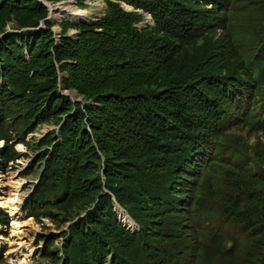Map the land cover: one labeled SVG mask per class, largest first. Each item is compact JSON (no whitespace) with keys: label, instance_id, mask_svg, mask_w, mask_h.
Instances as JSON below:
<instances>
[{"label":"rangeland","instance_id":"374dc122","mask_svg":"<svg viewBox=\"0 0 264 264\" xmlns=\"http://www.w3.org/2000/svg\"><path fill=\"white\" fill-rule=\"evenodd\" d=\"M42 1L50 7L39 3L46 10L45 15H23L26 22L41 18L36 25L20 26L9 9L0 23V44L5 45L10 34L17 36L12 52L18 60L13 63L9 53L0 52V91L6 94L0 109L9 115L2 117L0 122V155L6 146L12 147V154L11 151L7 154L8 161L1 164L0 195L3 197L5 191L15 190V206L20 214L19 226L15 229L13 217L0 208L4 209L0 212V264H191L197 234L194 225L199 221L197 217L191 218L182 209L181 202L173 198L172 191L183 183L177 178L179 169L169 161L170 151L181 154L184 148L181 142L188 136L182 135L183 140L180 136H170L160 142V147L150 150L147 143L143 145L137 139L141 136H134L129 143L140 144L146 151L142 155L147 161L142 162L127 151L123 139L113 143L117 132L110 137L111 144L98 141L95 130L100 125H96L94 121L98 119L89 114L95 108H101L100 100L105 94L123 98L125 93L132 92V85H127L124 79L129 69L145 74L141 91L155 88L159 83L163 71L153 70L162 66L161 55L150 46L153 20L148 14L120 4L126 12L137 15L128 19L126 32L135 33L145 42L135 54L137 60L130 64L125 58H118L117 51L107 44L101 29H80L81 25L91 26L102 20L106 15V2L114 0ZM236 1L247 5L246 9L251 12H262L259 3L262 0ZM78 2H82V8ZM65 6L81 12L80 19L75 22L66 17L62 19L61 8ZM210 22L215 25L207 29L206 37L196 41L184 59H187L185 70L175 78L181 82V92L190 95L206 85L208 91L204 88L203 92L218 102L214 92L222 85L215 78L227 73V64L233 61L235 49L228 32L220 28L221 20ZM117 24L115 20V29ZM203 26L206 27V23ZM229 30L239 34L235 25ZM116 31L122 35L126 33ZM40 32H50L54 41L51 53L55 78L51 81L47 79L48 74L29 71V49L21 41L22 37L38 36ZM84 32L98 35V40L80 39ZM253 34L243 33L245 37ZM62 39H71L75 45L70 47L67 58L58 62L56 52H62ZM79 41L84 43L78 44ZM212 64L218 66L215 72L210 70ZM178 65L176 62L170 70L175 71ZM38 84L45 88V100L35 97V89H31ZM49 98L51 107L48 109ZM56 98L62 103L55 106ZM259 100H264V88ZM149 101L150 110L146 113L162 124L170 122L167 115L155 107L154 100L153 103ZM106 106L112 110L109 100ZM211 108L218 109L219 105L214 104ZM257 110L264 116L263 106L258 105ZM181 111L185 122L194 123V137L189 135L190 139L194 142L205 140L202 145L209 147L213 136H204V129L195 123L190 110ZM217 111H222L215 119L219 122L224 114L221 108ZM76 115L83 118L81 132L72 123ZM164 129L170 134L175 132L172 127ZM214 134H225L236 145L237 152L240 148L246 159L254 161L253 164L264 165V137L261 134L252 133L246 126L239 127L238 124L231 130L223 129ZM112 144L121 149L126 147L114 155L103 149ZM165 144L172 147L169 149ZM131 169L134 171L130 172ZM178 192H181L180 188ZM40 198L45 199L43 205L35 206V200ZM218 216L212 217V223H205L204 228L213 231L220 227L223 233L205 237L199 248L204 250L208 264H232L223 261L215 253L217 250L212 249L213 243H221L229 236L230 223L216 219ZM235 232L237 235V228ZM248 240L250 244L251 238Z\"/></svg>","mask_w":264,"mask_h":264},{"label":"trees","instance_id":"16d2710c","mask_svg":"<svg viewBox=\"0 0 264 264\" xmlns=\"http://www.w3.org/2000/svg\"><path fill=\"white\" fill-rule=\"evenodd\" d=\"M81 1V0H79ZM115 2H106V15L98 23L91 26L81 25L83 31H92L101 29L102 35L108 40L110 46L117 51L118 58H125L130 64L136 60V52L144 46V40L137 37L135 33H128L127 21L129 18H136L133 12H126L121 8V3L148 14L154 22L153 39L150 46L161 55V67H156L153 71H163L155 88H146L141 91L140 88L145 82V74H141L135 69H129L125 73V83L132 85V92L125 93L124 97H118L115 94H105L104 99L100 100L101 108H95L90 111V115L98 119L94 121L100 125L95 130L98 141L111 144L110 137L113 134L117 137L113 140L123 139L127 144V151L139 161L145 162L147 159L142 153H146L140 144L129 142L135 137L144 145L148 144L147 149H156L160 147V142L166 141L170 136L187 135L188 138L181 143L189 153H195L196 157L191 161L185 160L179 167L180 173L191 187L190 196H180L179 200L185 202V212L189 216L197 218H206L221 207L224 202L225 209L235 219L233 222L240 225V238L234 237L231 241V247L226 248V242L213 243L212 249L226 263L232 264H264V165L253 164L243 154L242 150L225 136V134H214L223 129L231 130L235 124L242 123L241 127L246 126L250 132L261 134L264 137V116L260 115L257 107H264V100L259 102V98L264 88V0L261 4L262 12L256 13L246 9L247 5L236 0H114ZM260 1V0H257ZM0 23L4 21V13L9 9V13H14L20 26L36 25L38 19L26 22L23 15L31 17H40L46 14V10L39 5L36 0H0ZM82 8V2H78ZM211 6L209 9L207 7ZM245 7V8H243ZM234 18H242V21H235ZM213 19L221 20V29L228 32L235 54L233 61L227 64V73L215 78V81L222 85L217 87L218 91L214 96L218 102H214L211 96H207L203 91H208V87L202 86L200 91L192 92L190 95L181 92L180 85L175 78L185 70L184 60L189 56L194 44L199 39L207 36V29L215 25L210 22ZM117 21L118 28H114V21ZM206 23V27H204ZM233 25L238 27L239 34H234L229 30ZM67 24L64 25V28ZM116 30L125 31V35L117 33ZM254 32L255 34L245 37L243 33ZM17 36L13 33L6 39L5 45L0 44L1 53H9L10 61L17 63L13 54L14 40ZM98 35L91 32H84L80 39H96ZM51 33L40 32L38 36L28 35L22 37L21 41L28 47L31 62L29 71H40L47 75L48 81L54 79V67L52 65V53L54 41L51 40ZM84 43L79 41L78 44ZM75 45L71 39H62V52H56V59L61 62L67 58L70 47ZM164 46V47H163ZM132 51L129 54L128 51ZM7 57V55H5ZM179 62L175 71L170 68ZM189 70L195 71V68ZM210 70H218L216 64L210 66ZM28 71V73H29ZM37 72V73H36ZM209 73V72H207ZM35 79H36V75ZM205 88V90H204ZM34 90L35 97L46 99L45 88L39 84L31 88ZM143 96V98H141ZM6 94L0 91V106H2ZM138 98V99H136ZM156 98L158 100H156ZM112 105V110L106 106ZM154 100L157 109L164 112L170 122L162 124L158 119L148 112L149 104ZM156 100V101H155ZM42 101V100H41ZM55 106L62 103L60 98L54 99ZM48 109L51 107L50 98L46 102ZM219 105L218 109L223 110V117L217 122L215 119L222 111L211 108L212 105ZM190 110L195 116V123L204 129V136L212 135V141L209 147H205V140L194 142L190 139L194 137L192 121L185 122L183 111ZM115 111V112H113ZM9 116L7 112L0 109V122L2 117ZM245 118V119H244ZM80 120V122L78 121ZM245 120L246 122H243ZM83 118L74 116L73 125L81 132L83 130ZM102 123V124H99ZM231 124V125H229ZM218 125L219 127H214ZM165 127H172L175 132H165ZM144 128V130H142ZM121 132V134H120ZM124 136V137H123ZM2 140H5L3 136ZM190 141H192L190 143ZM232 144V145H229ZM125 146V147H126ZM168 147V144H165ZM90 147V145H89ZM88 147V148H89ZM109 152L117 155L118 151L124 150L119 146H105ZM110 147V148H108ZM206 150V151H202ZM12 154V147L6 146L3 154L0 155V171L2 163L8 161L7 154ZM172 155H169L171 158ZM195 159H199L198 166L189 164ZM134 171L131 169L130 172ZM130 175V174H128ZM128 180V178L125 176ZM183 194L185 186L179 187ZM175 193V192H174ZM231 199V200H229ZM186 207L188 208L186 210ZM1 220V217H0ZM118 223V222H116ZM115 223V224H116ZM204 233V232H203ZM248 238L251 243L248 244ZM199 243L196 241V247ZM198 248L195 258L199 261ZM203 256L206 254L203 250ZM208 264V263H204Z\"/></svg>","mask_w":264,"mask_h":264},{"label":"bare ground","instance_id":"6f19581e","mask_svg":"<svg viewBox=\"0 0 264 264\" xmlns=\"http://www.w3.org/2000/svg\"><path fill=\"white\" fill-rule=\"evenodd\" d=\"M70 6H65V7H62L61 8V12L63 14L62 15V19H64L66 17L67 19L69 18L70 20H72V21L75 22L76 20L80 19V16L82 14H81V12H77V10L74 11L73 9L70 8ZM58 13H59V11H58ZM4 196L2 197V195H0V208H4L5 211H7L11 215V217H13V219H14L13 227L16 229V227L19 226L18 225V221H19L18 218L20 217V214L17 212V208L15 206L17 193L13 189L11 191L10 190H7V191L4 192ZM14 217H16V218H14ZM15 229H14V231H15Z\"/></svg>","mask_w":264,"mask_h":264},{"label":"water","instance_id":"95a60500","mask_svg":"<svg viewBox=\"0 0 264 264\" xmlns=\"http://www.w3.org/2000/svg\"><path fill=\"white\" fill-rule=\"evenodd\" d=\"M37 1H38V3H41V4H43L45 7H48V8L50 9L49 5H48V4H45L42 0H37Z\"/></svg>","mask_w":264,"mask_h":264}]
</instances>
